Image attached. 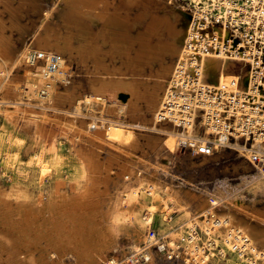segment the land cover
Instances as JSON below:
<instances>
[{
    "label": "bare ground",
    "instance_id": "1",
    "mask_svg": "<svg viewBox=\"0 0 264 264\" xmlns=\"http://www.w3.org/2000/svg\"><path fill=\"white\" fill-rule=\"evenodd\" d=\"M35 1L19 0L16 4L15 0H0V78H3L0 79V102L39 106L69 117L71 122L66 125V131L74 133L80 142L84 141L80 153L91 174L86 189L90 197L88 206L103 201L113 206L125 194L130 200V211L138 210L141 199L139 187L134 184L149 180L141 171L144 166L137 156L139 150L162 154V161L171 165L180 157L177 150L182 149L183 141L190 143L195 151L191 150V158L183 160L193 161V164H196L195 157L203 156L207 161L227 148L219 145V134L209 121V107L203 110L206 104L198 99V93L209 85L228 97L240 96L241 99L245 93L256 92L250 79L253 69L262 62L253 57V49L249 48L241 31L216 27L211 30L212 35L204 33L198 49L193 47L192 39L194 21L200 12L174 0H63L62 27L45 24L34 33L32 42L18 49L5 33L7 24L3 13L11 17L12 29L15 27L25 36L30 26L21 24L19 14L24 6L33 5ZM202 1L205 2L203 7L208 9L209 0H193V3L201 8ZM45 13L49 17V12ZM133 27L143 30L136 34ZM218 33L222 36L221 42L213 41ZM229 39L230 42H225ZM74 61L86 70V76L78 82H69L73 69L68 63ZM239 61L243 64L238 70ZM16 67L25 69L22 87H25L26 102H22L25 101L22 97L21 102L8 101L9 95L15 93L10 75ZM233 80H239L240 85ZM34 117L43 121L50 118ZM170 142L174 145L168 154ZM206 142L214 143V153L199 152L200 145ZM233 145L252 166L250 158L264 147L261 139L254 140L252 147H246L240 136ZM241 166L246 173L237 186L225 180L216 182L214 187L202 188L178 178L180 185L164 186V195L158 190L159 184L152 183L155 191L145 193L147 213L141 220L151 225L157 212H167L172 207L171 201L192 214L191 224L200 223L208 233L227 237L230 244L237 241L241 247L264 254V210L257 209L256 203L264 197V170L260 168L251 173L245 162ZM245 191L254 194L253 203L247 202ZM12 207L9 202L0 203V221L4 224L13 220ZM51 218L49 225L53 230L48 235L47 229L40 225V238L51 237L57 246L46 247L50 255H55L60 253L62 243H74L75 234H71V215L59 218L54 214ZM3 231L6 229L0 228V261L42 263L35 253L23 258L15 242L16 235L10 230H7L9 235ZM132 239L135 243L127 263L142 256L150 264L158 263L148 234L142 237L136 233ZM140 241L145 245L137 251ZM86 248L87 244L83 249ZM186 252V260L206 264L207 258L202 256V249L196 243ZM106 260L107 264H125L114 257Z\"/></svg>",
    "mask_w": 264,
    "mask_h": 264
},
{
    "label": "rangeland",
    "instance_id": "2",
    "mask_svg": "<svg viewBox=\"0 0 264 264\" xmlns=\"http://www.w3.org/2000/svg\"><path fill=\"white\" fill-rule=\"evenodd\" d=\"M18 1L15 0L16 4ZM62 2L63 0H36L33 5L24 6L22 8L24 10L19 14V20L21 24L28 23L30 26V31L25 36H22L15 27L14 30L12 29L11 17L4 12L3 17L7 24L6 35L11 36L14 45L20 49L28 42H32L35 39L34 33L38 32L39 28L42 29L45 24L62 27L65 8ZM174 2L192 8L188 0H174ZM153 10L152 8L151 11ZM45 11L49 12V17L45 16ZM136 11L138 12V8ZM142 30L132 28L136 34ZM237 63L239 70L243 63L240 61ZM68 64L73 69L72 75L68 78L69 82H78L86 76V70L77 61ZM247 68L249 69V65ZM10 77L13 79L10 85L15 93L9 95L8 101L17 102L22 97L25 99L22 102H26L25 87H22L25 83V69L16 67ZM20 92L24 94L19 95ZM88 109L86 108V112ZM36 115L50 118L47 121L37 120L34 117ZM70 122L67 115H57L50 109L45 110L39 106L31 107L14 102L9 105L0 102V203L9 202L14 210L13 222L4 224L0 221V228L6 229L3 232L8 235L7 230L16 235L15 242L23 253L21 255L23 258L27 259V256L35 253L36 259L42 262L41 264H107L106 259L112 257L125 264H150V261L136 259L127 263L126 260L135 243L132 237L136 233H140L143 237L150 229L151 225L147 226L141 219L143 214L147 213V206H144L145 193H149L150 190L155 191L152 183H158V190L166 195L164 186L180 185L181 181L178 178L186 179L202 188L214 187L216 182L225 180L237 186L246 173V169L241 166L242 162L246 163L251 173L258 171L245 156L241 157L239 151L231 148L222 149L207 161L203 156L195 157L193 159L196 164H193V161H184L191 158L193 153L181 147V150H177L180 157L171 165L162 161V154L155 151L144 153L139 150L137 156L142 159L141 163L144 166L141 171H144V178L147 177L149 180L134 184L135 187H139L141 199L138 210L135 209L134 213L130 211V200L125 194L115 202L116 206H109L104 201L101 204L90 202L92 205L88 206L90 197L87 196L86 189L91 174L87 162L80 153L84 141L80 142L74 133L66 131L65 128L68 127L66 125ZM173 145L172 142L169 143L167 147L169 150L166 153L172 152ZM103 153L106 154L107 151L103 149ZM142 186L147 190L142 189ZM245 194L248 197L247 202L253 203L254 194L250 191H245ZM256 203L257 209L264 210V197ZM169 205L172 207L167 212H157L153 227H157L162 233L171 231L176 235L182 234L191 225L193 216L176 203L169 201ZM54 214L59 218L71 215L70 220L73 222L71 234H75L72 239L76 245L64 242L59 254L50 255L46 246L57 245L52 243L50 236L43 240L40 238L39 226L43 225L49 235L53 230L49 224ZM72 216H76V219L73 220ZM86 244L88 249H83ZM144 245L143 241L138 242L137 251ZM102 256L104 259L101 258ZM155 259L157 264H186L183 259L172 261L157 253ZM2 262L7 264L4 260L0 261V264ZM240 263V257L233 253L228 254L226 259L216 260V264Z\"/></svg>",
    "mask_w": 264,
    "mask_h": 264
},
{
    "label": "built area",
    "instance_id": "3",
    "mask_svg": "<svg viewBox=\"0 0 264 264\" xmlns=\"http://www.w3.org/2000/svg\"><path fill=\"white\" fill-rule=\"evenodd\" d=\"M188 1L192 8L200 12V16L194 21L193 47L201 48L199 43L204 33L212 35L211 30L214 28L227 26L231 30L241 31L247 45L253 49V57L262 62L253 69L250 79L256 92L245 93L243 99L239 98L240 96L228 97L226 93L216 90L211 85L198 93L200 95L198 99L206 104L203 110L209 107L207 110L209 121L214 126V131L219 134V145L233 149V143L238 136L242 137L246 147L249 145L252 147L254 140L261 139L264 143V0H209L208 9L203 7L204 1L199 5L201 8H198L193 0ZM214 39L221 42L222 36L219 33L215 34L213 41ZM230 41L231 39L225 42ZM251 66L252 64L249 68ZM233 81L237 86L240 85L239 80ZM189 144L183 141L181 147L195 153ZM214 147L213 142H206L200 145L199 152L203 155L212 154ZM261 149L263 150L259 149L260 151L255 152L253 158H250L258 170L260 168L264 170V147ZM147 234L157 254L172 261L183 259L186 264H197L196 261L190 262L184 257L190 246L196 243L202 249V256L207 258L206 264H216L217 258L226 259L230 253L240 257V264L264 263L262 251L259 250L260 254L252 251L250 247H241L237 241L230 244L227 237L218 233H208L200 223L189 225L184 233L177 235L171 231L162 233L157 227H153L152 223ZM138 261L149 262L143 256L139 257Z\"/></svg>",
    "mask_w": 264,
    "mask_h": 264
},
{
    "label": "water",
    "instance_id": "4",
    "mask_svg": "<svg viewBox=\"0 0 264 264\" xmlns=\"http://www.w3.org/2000/svg\"><path fill=\"white\" fill-rule=\"evenodd\" d=\"M211 82H213V83H216V81H212V80H210Z\"/></svg>",
    "mask_w": 264,
    "mask_h": 264
}]
</instances>
